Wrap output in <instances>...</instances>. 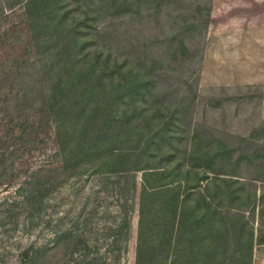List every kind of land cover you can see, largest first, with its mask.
Wrapping results in <instances>:
<instances>
[{"label": "trees", "instance_id": "16d2710c", "mask_svg": "<svg viewBox=\"0 0 264 264\" xmlns=\"http://www.w3.org/2000/svg\"><path fill=\"white\" fill-rule=\"evenodd\" d=\"M87 1L0 0V24L9 14L17 15L26 27L24 48L31 52L14 71L0 67V189H14L16 195L4 202L5 215L18 217L22 211L26 221H35L46 199L60 188L70 189L83 175L116 177L114 187L126 196L124 203L139 186L136 264H244L234 254L241 243L224 237L226 227L236 225L234 232L243 233L236 221L244 219L247 209H257L258 218H264V209L257 207L263 197L215 167L227 154L218 153L224 141L216 142L214 154L196 148L200 156L188 161L202 168L184 167L175 159L186 137L176 131L182 120L178 105L163 101L167 93L155 94L159 60L145 57L131 67L126 59L89 43L83 30L99 14L89 15L86 5L83 17L75 15ZM99 2L107 13L134 14L131 0ZM197 24L191 23V30L201 26ZM8 31L3 29L0 38ZM177 42L181 57H188L185 38L181 35ZM177 52L170 51L173 57ZM21 64L29 80L20 75ZM30 64L33 73L27 71ZM117 224L104 225L107 255L97 254L98 239L89 241L76 231L71 218L56 226L48 243L26 247L14 264H116L119 235L128 230V222L124 218ZM57 252L62 253L60 262Z\"/></svg>", "mask_w": 264, "mask_h": 264}, {"label": "rangeland", "instance_id": "374dc122", "mask_svg": "<svg viewBox=\"0 0 264 264\" xmlns=\"http://www.w3.org/2000/svg\"><path fill=\"white\" fill-rule=\"evenodd\" d=\"M88 1L91 5L84 3L85 7L76 10L75 15L83 17L81 11L86 5L89 15L99 14L83 30L91 38L89 43L126 59L131 67L145 57L159 60L161 69L157 71L155 94L167 93L163 101L178 105L182 120L176 131L186 137L179 145L180 150H187H179L175 159L181 160L184 167L202 168L203 165L195 166L188 160L206 151L214 154L211 151L217 148L216 142L224 141V149L218 153L227 154L215 167L235 175L239 185L246 183L244 190L263 197V203L257 207L264 209V0H141L138 5L131 0L135 5L133 15L122 10L107 13L100 10L99 0ZM19 20L17 15L9 14L7 21L0 24V33L9 29L0 38V67L8 72L31 56L29 48H24L26 27L20 26ZM196 22L201 26L193 31L190 24ZM181 35L189 50L188 57H181L184 52L177 42ZM173 36L177 39L170 45ZM176 48L178 52L173 57L170 51ZM32 68L30 64L27 71ZM19 73L25 81L30 79L26 77L25 64H21ZM180 129L185 130L184 134ZM196 148L200 153H196ZM228 156L230 163L226 162ZM106 178L86 174L73 182L70 189L60 188L59 194L42 204L40 219L32 222L26 221L22 211L18 217L5 215L4 202L9 204L16 195L14 189H0V264H14L26 247L48 243L56 226L71 218L76 221V231L89 241L98 239L99 256L107 255L104 239L109 232L104 230L105 223L118 225L126 218L128 230L119 235L116 264H136L139 186L129 191L124 203L126 196L121 197L115 189L116 177ZM139 178L137 174L138 182ZM257 220L253 221L256 235L264 239V222ZM235 228L236 225L227 226L229 233L224 237L239 241ZM234 246L231 243V248ZM93 250L90 247L89 255L94 254ZM56 254L58 261H62V253ZM253 264H264V252L255 254Z\"/></svg>", "mask_w": 264, "mask_h": 264}, {"label": "crops", "instance_id": "0c3cea01", "mask_svg": "<svg viewBox=\"0 0 264 264\" xmlns=\"http://www.w3.org/2000/svg\"><path fill=\"white\" fill-rule=\"evenodd\" d=\"M249 217H251L252 222L249 224L248 221H250ZM244 219H242V221H238L237 225L238 226H243L245 228V231L243 233H241L240 236V243H241V250H237L235 251V255L236 257H241L242 258V262H244V264H253L254 262V258H255V254L257 252H264V239L261 238L259 236V240L260 242L257 244L256 243V232H255V228H254V223L253 221H255V219H258L257 223L260 222V224H263V220H260V218H258V214H257V209L253 211H251L250 209H247V212H244ZM262 221V222H261ZM248 231H251V235L249 236ZM228 241H230V239H228ZM231 242V241H230ZM249 243L251 244V247L249 249ZM237 248H240L238 246H236ZM231 249V248H230ZM231 250H229V252L227 253H232L230 252Z\"/></svg>", "mask_w": 264, "mask_h": 264}]
</instances>
